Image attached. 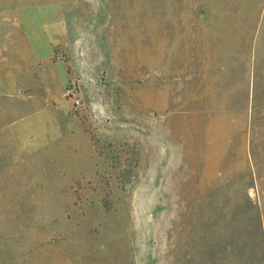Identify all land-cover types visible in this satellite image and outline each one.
<instances>
[{
	"label": "rangeland",
	"instance_id": "obj_1",
	"mask_svg": "<svg viewBox=\"0 0 264 264\" xmlns=\"http://www.w3.org/2000/svg\"><path fill=\"white\" fill-rule=\"evenodd\" d=\"M0 264H264V0H0Z\"/></svg>",
	"mask_w": 264,
	"mask_h": 264
},
{
	"label": "built area",
	"instance_id": "obj_2",
	"mask_svg": "<svg viewBox=\"0 0 264 264\" xmlns=\"http://www.w3.org/2000/svg\"><path fill=\"white\" fill-rule=\"evenodd\" d=\"M66 95L69 96V99L73 102L75 106L80 105V99L78 98L77 91L75 90L74 87L73 88L68 87L66 89Z\"/></svg>",
	"mask_w": 264,
	"mask_h": 264
},
{
	"label": "crops",
	"instance_id": "obj_3",
	"mask_svg": "<svg viewBox=\"0 0 264 264\" xmlns=\"http://www.w3.org/2000/svg\"><path fill=\"white\" fill-rule=\"evenodd\" d=\"M20 122L19 121H15L13 123H11L8 127H5L3 130V132L7 131V130H10L11 132H13L14 130H17L19 129V124Z\"/></svg>",
	"mask_w": 264,
	"mask_h": 264
}]
</instances>
